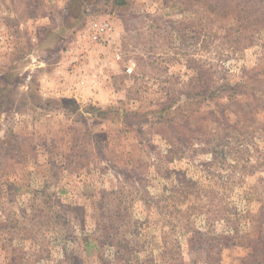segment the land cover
<instances>
[{"label": "rangeland", "instance_id": "1", "mask_svg": "<svg viewBox=\"0 0 264 264\" xmlns=\"http://www.w3.org/2000/svg\"><path fill=\"white\" fill-rule=\"evenodd\" d=\"M69 1L0 0V264H242L264 233V29L95 0L59 33Z\"/></svg>", "mask_w": 264, "mask_h": 264}, {"label": "trees", "instance_id": "2", "mask_svg": "<svg viewBox=\"0 0 264 264\" xmlns=\"http://www.w3.org/2000/svg\"><path fill=\"white\" fill-rule=\"evenodd\" d=\"M95 0H70L69 1V13L67 16V20H70V23L65 25L63 28L59 29V33L66 32L71 30L74 26H78L83 22V18H85L90 5ZM98 4H102L106 7H111L117 10L126 9L130 0H97ZM197 4L201 5L205 11L214 13L217 17L223 16L228 17L233 15L232 27L237 28L239 30H254L257 28L264 29V0H200L196 1ZM99 6V5H97ZM72 19L74 20V25H71ZM58 33V32H55ZM67 33V32H66ZM240 38L244 40V43H251L254 39L253 33H245L242 31L240 33ZM258 69L253 73L252 76L255 77L256 81L260 80V73L257 72ZM264 74V71L261 73ZM5 79L4 88L0 90V94L2 95V102L8 106L12 107L15 99L12 95V90H10L11 83L14 82V79L17 77L15 73L11 72L9 74H4ZM202 77V76H201ZM197 76L195 78L196 81L201 78ZM264 85V84H263ZM262 85V86H263ZM242 86H237L236 88H241ZM261 88V87H259ZM264 89V86L262 87ZM256 90V88H255ZM37 91H30L26 95H24V103L29 101L35 108L42 107L41 102H44L45 107H50L52 104H55L52 100L43 101L40 96L37 94ZM204 91L201 92L198 97L200 99L196 100V102H205L210 99L208 94L204 95ZM204 95V96H202ZM212 96V95H211ZM39 102V104L37 103ZM93 110V109H90ZM106 112H100L99 115L103 116ZM134 118H139L140 115L137 112H133ZM163 123H168V120L163 118ZM246 236L241 238V241H244ZM216 252V248L214 244H212L208 253L209 256H212ZM242 264H264V233L259 232L258 237L252 242L251 254L242 260Z\"/></svg>", "mask_w": 264, "mask_h": 264}, {"label": "built area", "instance_id": "3", "mask_svg": "<svg viewBox=\"0 0 264 264\" xmlns=\"http://www.w3.org/2000/svg\"><path fill=\"white\" fill-rule=\"evenodd\" d=\"M111 30L112 29L110 28L109 24H106L102 26L96 34L92 36V39L98 41L103 35H109ZM132 72H133L132 68L127 69V73L131 74Z\"/></svg>", "mask_w": 264, "mask_h": 264}]
</instances>
